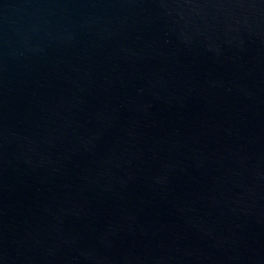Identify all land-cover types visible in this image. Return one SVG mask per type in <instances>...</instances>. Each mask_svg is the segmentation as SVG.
<instances>
[{
  "label": "water",
  "instance_id": "water-1",
  "mask_svg": "<svg viewBox=\"0 0 264 264\" xmlns=\"http://www.w3.org/2000/svg\"><path fill=\"white\" fill-rule=\"evenodd\" d=\"M114 0H0V264H43Z\"/></svg>",
  "mask_w": 264,
  "mask_h": 264
}]
</instances>
